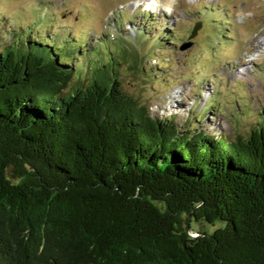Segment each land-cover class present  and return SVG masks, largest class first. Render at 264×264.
I'll use <instances>...</instances> for the list:
<instances>
[{
  "label": "trees",
  "instance_id": "obj_1",
  "mask_svg": "<svg viewBox=\"0 0 264 264\" xmlns=\"http://www.w3.org/2000/svg\"><path fill=\"white\" fill-rule=\"evenodd\" d=\"M12 32L0 264H264V115L233 138L181 131L125 90L126 46Z\"/></svg>",
  "mask_w": 264,
  "mask_h": 264
},
{
  "label": "rangeland",
  "instance_id": "obj_2",
  "mask_svg": "<svg viewBox=\"0 0 264 264\" xmlns=\"http://www.w3.org/2000/svg\"><path fill=\"white\" fill-rule=\"evenodd\" d=\"M154 1L0 0V33L126 46L119 77L154 115L181 131L246 134L264 115V0Z\"/></svg>",
  "mask_w": 264,
  "mask_h": 264
},
{
  "label": "water",
  "instance_id": "obj_3",
  "mask_svg": "<svg viewBox=\"0 0 264 264\" xmlns=\"http://www.w3.org/2000/svg\"><path fill=\"white\" fill-rule=\"evenodd\" d=\"M201 25V22H199L198 24H196V25H194V27H193V30H192V32H191V34H190V37L191 36H194L195 34H196V32H197V29H198V27ZM190 43V42H189ZM193 236H196L197 234L196 233H191Z\"/></svg>",
  "mask_w": 264,
  "mask_h": 264
},
{
  "label": "bare ground",
  "instance_id": "obj_4",
  "mask_svg": "<svg viewBox=\"0 0 264 264\" xmlns=\"http://www.w3.org/2000/svg\"><path fill=\"white\" fill-rule=\"evenodd\" d=\"M157 1H165V2H167V3H171L172 2V0H156V1H154L152 4L154 5V4H156V3H158ZM150 5H148V8H150V10H152V8L151 7H149ZM153 11V10H152ZM137 26V25H136ZM209 97V96H208ZM208 109V108H207Z\"/></svg>",
  "mask_w": 264,
  "mask_h": 264
}]
</instances>
